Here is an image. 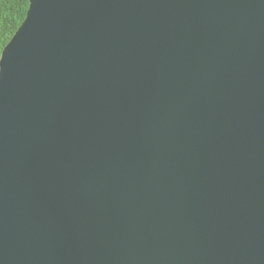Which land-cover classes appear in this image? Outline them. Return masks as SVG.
<instances>
[{"label": "water", "instance_id": "95a60500", "mask_svg": "<svg viewBox=\"0 0 264 264\" xmlns=\"http://www.w3.org/2000/svg\"><path fill=\"white\" fill-rule=\"evenodd\" d=\"M0 264H264V0H30Z\"/></svg>", "mask_w": 264, "mask_h": 264}, {"label": "trees", "instance_id": "16d2710c", "mask_svg": "<svg viewBox=\"0 0 264 264\" xmlns=\"http://www.w3.org/2000/svg\"><path fill=\"white\" fill-rule=\"evenodd\" d=\"M29 5L30 0H0V59L4 47L25 20Z\"/></svg>", "mask_w": 264, "mask_h": 264}]
</instances>
